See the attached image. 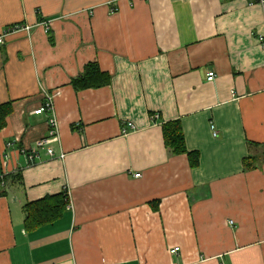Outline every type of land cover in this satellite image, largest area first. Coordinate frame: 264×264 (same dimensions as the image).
<instances>
[{
    "label": "crops",
    "instance_id": "crops-1",
    "mask_svg": "<svg viewBox=\"0 0 264 264\" xmlns=\"http://www.w3.org/2000/svg\"><path fill=\"white\" fill-rule=\"evenodd\" d=\"M14 25L32 30L0 46V264H264V5L0 0ZM92 62L111 84L77 91Z\"/></svg>",
    "mask_w": 264,
    "mask_h": 264
},
{
    "label": "trees",
    "instance_id": "trees-1",
    "mask_svg": "<svg viewBox=\"0 0 264 264\" xmlns=\"http://www.w3.org/2000/svg\"><path fill=\"white\" fill-rule=\"evenodd\" d=\"M48 33H50L48 31ZM112 77L108 72L102 71L98 63H89L85 66L83 73L77 78L72 80V85L77 91H82L92 88H101L111 84ZM11 104L0 106V129L6 124V117L11 113ZM166 144L170 147L174 153L185 152L184 139L178 129L171 131L169 127L166 128ZM45 205L44 209L56 208V204L50 202L43 203ZM42 204V205H43ZM59 205V202L57 203ZM46 208V209H45ZM60 212V211H58ZM33 211L30 212V215ZM56 219L58 216H55ZM54 217V218H55Z\"/></svg>",
    "mask_w": 264,
    "mask_h": 264
},
{
    "label": "built area",
    "instance_id": "built-area-1",
    "mask_svg": "<svg viewBox=\"0 0 264 264\" xmlns=\"http://www.w3.org/2000/svg\"><path fill=\"white\" fill-rule=\"evenodd\" d=\"M115 1H117V0H113V2H115ZM182 1H184V0H182ZM245 1L250 3L251 5H255L256 3H260L261 5H264V0H245ZM115 11L116 10H114V12ZM31 30H32V27L28 26V25H14V26L7 28V30L2 34V36H0V46L5 44V38L7 37L8 34L20 32V31L31 32ZM260 40L264 43V37H261ZM215 77H216V74L214 72H210L208 74L207 80L211 82L215 79ZM45 97H46L47 101L43 106H41V108L39 110L35 111L36 115H40V114H43L45 112H49V113L53 112L54 100H53L52 95L45 92ZM50 126H51L50 137L54 138V139H58L59 138V129H58L57 120H56L54 115L50 118ZM136 129L137 128H136L135 124L129 122L128 124L123 126L122 133L124 135H128L131 131H134ZM215 134H217V133L215 132ZM45 142H47V141L44 140V141L40 142L39 146L43 147ZM48 152L50 155H53V153H54L52 149H49ZM61 158H64V156H61ZM136 177H140V174H137ZM178 250L179 249L176 248L175 250L172 251V253H175Z\"/></svg>",
    "mask_w": 264,
    "mask_h": 264
}]
</instances>
